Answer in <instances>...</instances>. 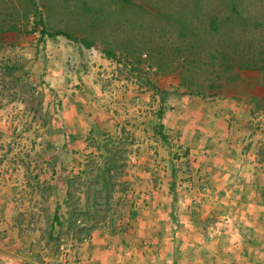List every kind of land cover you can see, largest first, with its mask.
I'll return each instance as SVG.
<instances>
[{"label": "rangeland", "instance_id": "rangeland-1", "mask_svg": "<svg viewBox=\"0 0 264 264\" xmlns=\"http://www.w3.org/2000/svg\"><path fill=\"white\" fill-rule=\"evenodd\" d=\"M200 6L220 35L203 32ZM192 32L200 55L241 41L259 68L190 93L176 56ZM263 66L264 0H0V193L19 245L7 251L145 264L160 242L167 264H264ZM232 91L250 102L241 131L195 108ZM253 171L258 185L226 183ZM247 190L259 198L231 200Z\"/></svg>", "mask_w": 264, "mask_h": 264}, {"label": "crops", "instance_id": "crops-1", "mask_svg": "<svg viewBox=\"0 0 264 264\" xmlns=\"http://www.w3.org/2000/svg\"><path fill=\"white\" fill-rule=\"evenodd\" d=\"M222 90H224V88H222ZM210 101H212L211 104L215 106V108H213L211 111L209 110V107L205 105V103L202 104L201 102H198L196 103V106H195V108H197V111H199L198 109L200 107L199 114L201 115V117L205 116L206 121H207L206 117L211 118L210 115H212L213 117L212 120H214L215 123H220L222 127L226 129L232 126L231 127L232 129H239L241 131V129L244 126H246L248 122V118H247V114L245 110L249 108V104H250L249 100L247 101L246 99H243V98L238 99L235 92L232 91V94H228V95H225L224 92H221V93L217 92L216 98H211ZM215 149L218 150L217 147ZM230 150H233L232 147H230ZM233 151H237V150H233ZM232 153H236V152H232ZM231 168H234V167H231ZM256 173H257L256 171L255 172L253 171L251 173V176L249 177L229 176L228 179L230 180H227L226 183H228L231 186L233 185H249V186L258 185L259 176ZM231 194L232 196L230 198L231 200L233 199V201L243 200V199L251 201V200L256 199V197L259 198L258 192L253 193L250 190H247L246 192H241V194H239L238 196H236V194L238 193L232 192ZM6 199H7V196H4L2 193H0V240L5 239L3 244L0 243V264H38L37 261L29 260L28 258L24 257V255L21 252L22 247L19 248V251H15V252L7 251L9 248L7 244L8 242L12 243L13 247H16V248H18L19 245L17 241L14 240L16 238L14 235L8 236V233H10L11 230L9 229V226L7 225V223L4 221V219L8 217L5 214L7 210V200ZM159 243L155 244V243L150 242L146 244L144 248H142L141 252L145 254L144 255L145 258L143 259L146 261L145 264H167L168 254H167V251L165 250L166 248L162 247V245H160ZM3 247H5V250H3ZM203 251H204L203 256L207 260H210V259L213 260L216 257L215 250L213 249H210V250L205 249ZM195 252L196 254H198V253H201V250L197 249L193 251L194 254ZM85 255H86L85 264L110 263L108 258H106V260L102 262L103 261L102 255H100L99 258H95V256H93V254L90 255L89 252H85ZM104 255L107 256L109 254L106 253ZM92 257H94L95 261H93ZM192 258H194V256H192ZM153 261H155L156 263H153Z\"/></svg>", "mask_w": 264, "mask_h": 264}, {"label": "trees", "instance_id": "trees-1", "mask_svg": "<svg viewBox=\"0 0 264 264\" xmlns=\"http://www.w3.org/2000/svg\"><path fill=\"white\" fill-rule=\"evenodd\" d=\"M186 12L187 16H191L193 18L191 11ZM194 15L195 18L203 17L204 19L208 20L206 24L207 27L203 29L205 34L210 33L220 35L221 31H223L220 28L221 25L219 24L218 17L215 16V13H204L203 8L201 7L200 9H196ZM189 26L190 24L188 23L182 25L179 34L180 38H184L185 31H189ZM192 34V37L195 38L194 36L197 35V32H192ZM58 35L61 34H55V36ZM83 44L87 45L86 43ZM198 44L199 42L196 38L190 42L182 43L181 45L186 46V51L183 53L181 50H179V53H177L176 56L177 62L180 60L183 65L187 66L181 71H178L182 85L187 88L190 93H193L197 96L202 95L206 90L219 88L224 83L238 78L239 74H234L235 70L239 71L243 69L251 70L259 68L256 66V61L253 60L252 62L247 60L248 58H244L245 56L242 54V50L239 52L242 44L241 41L236 42V47L233 48L232 54H228V52L225 50V41L224 43L217 44L218 49L213 50L209 48V51L203 55L197 53V46H199ZM198 48H200V46ZM179 49H181V46H179ZM260 69L264 70V66Z\"/></svg>", "mask_w": 264, "mask_h": 264}]
</instances>
